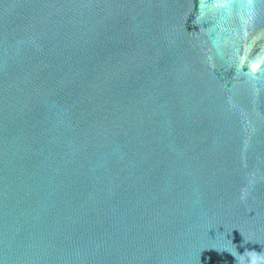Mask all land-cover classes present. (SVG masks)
Listing matches in <instances>:
<instances>
[{"label": "water", "instance_id": "95a60500", "mask_svg": "<svg viewBox=\"0 0 264 264\" xmlns=\"http://www.w3.org/2000/svg\"><path fill=\"white\" fill-rule=\"evenodd\" d=\"M0 264H264V0H0Z\"/></svg>", "mask_w": 264, "mask_h": 264}]
</instances>
